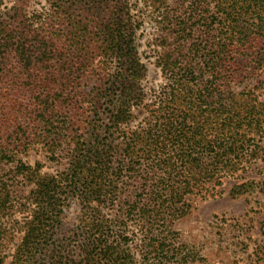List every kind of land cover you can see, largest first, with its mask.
I'll return each instance as SVG.
<instances>
[{"label":"trees","instance_id":"1","mask_svg":"<svg viewBox=\"0 0 264 264\" xmlns=\"http://www.w3.org/2000/svg\"><path fill=\"white\" fill-rule=\"evenodd\" d=\"M53 1L62 44L57 34L28 30L24 22L14 31L0 23V81L13 59L34 95L31 120L36 116L44 133L55 135L48 151L67 148L57 176H41L38 164L17 165L32 185L22 222L5 221L14 206L0 180V264L8 257V231L20 234L9 264L187 263L175 223L223 179L264 161V103L246 89L233 90L239 76L264 66V0H177L179 15L170 13L168 0H144L158 9L155 24L173 39L155 62L164 79L157 90L145 81L130 0ZM80 2L91 8L90 24L65 10ZM41 69L47 77L37 75ZM96 69L105 70L103 89L70 98L76 76ZM72 108L79 113L71 116ZM6 109L13 106L3 99L0 115ZM55 115H65L59 128ZM35 127L18 126L14 140L0 144V160L9 147L30 143ZM254 187L247 182L233 193ZM71 199L81 208L74 244L56 240Z\"/></svg>","mask_w":264,"mask_h":264},{"label":"rangeland","instance_id":"2","mask_svg":"<svg viewBox=\"0 0 264 264\" xmlns=\"http://www.w3.org/2000/svg\"><path fill=\"white\" fill-rule=\"evenodd\" d=\"M176 1L168 0L166 3L170 13L179 15L181 12L175 5ZM1 3L0 23L7 22L10 30H17L19 24L24 22L28 30H34L42 35L46 31L52 35L57 34L58 42L61 44L66 42L65 35L54 25L52 19L56 12L53 0L51 2L2 0ZM56 6L58 7L57 3ZM65 10L70 16L81 13L83 20L88 24L92 20L91 8L87 2H80L78 7L75 5L69 9L66 7ZM87 10L90 12L86 13ZM129 10L131 19L137 20L138 23L134 43L141 62L147 67L145 81L147 80L149 87L152 86L154 90H157L164 79L155 66V62L163 48L172 45L173 39L170 36L165 37L155 24L154 19L159 12L149 3L145 4L144 0H130ZM63 15L62 17L66 16ZM54 30L56 31L53 32ZM252 53H248V56H252ZM243 58L244 56H241L240 61ZM96 64L94 63L95 66ZM41 67L44 66L40 65L39 68ZM98 69L96 72L87 71L77 75L67 89L68 96L72 99L78 96L88 99L97 91H101L103 89L101 77H104L105 70L101 71L100 77ZM8 70L11 72L0 81V102L4 99L10 103V107L13 106V109L11 111L6 109L5 114L0 115V144L13 141L18 126H36L35 130L31 131L33 134L29 135L30 143L22 144L16 150H12V146L9 147L11 150L7 154L8 158L0 160V180L6 185L10 204L14 206L5 221L22 222L27 215L26 205L29 201L26 198L32 185L28 184L31 180L17 174V165L19 162L28 166L38 164L41 166V176L44 174L57 176L65 169L67 148L64 146L59 148L54 155L48 151L46 144L52 141L49 137L54 138L55 135H46L43 127L34 122L36 116L31 120L34 95L30 92L29 81L19 73V68L13 59L9 61ZM29 75L32 76L35 73L31 70ZM37 75L41 78L47 77L46 70L41 69ZM8 89L11 91L7 92ZM243 89L250 92V97L264 103V66L249 77L243 78L241 75L235 80L233 90L239 94L243 93ZM76 112L79 113L77 109L73 112L72 108L70 115L75 116ZM100 113L104 114L106 110L101 109ZM64 117L65 115H55L52 119L53 125L59 128ZM62 131L58 137H61ZM40 132L46 137L39 138ZM261 152L264 158V146ZM247 182L253 183L254 189L239 193L240 195L233 193L235 186ZM262 190H264V161L257 159L232 177L223 179L222 185L212 188L206 199H195L190 213L177 221L174 227L179 242L185 246L183 249L187 259L185 264H264V193ZM80 215L79 203L69 200L56 240H71L72 244L76 242L74 237L81 235ZM19 236L18 233L8 231L5 245L8 257L4 259V264L11 262L10 256L16 248Z\"/></svg>","mask_w":264,"mask_h":264}]
</instances>
